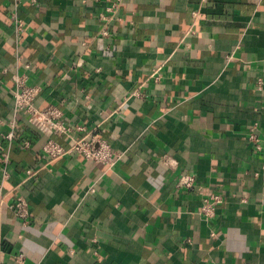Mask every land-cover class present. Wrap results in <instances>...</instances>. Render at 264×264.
Returning a JSON list of instances; mask_svg holds the SVG:
<instances>
[{
	"label": "crops",
	"instance_id": "0c3cea01",
	"mask_svg": "<svg viewBox=\"0 0 264 264\" xmlns=\"http://www.w3.org/2000/svg\"><path fill=\"white\" fill-rule=\"evenodd\" d=\"M113 2L0 0V70H15L21 52L43 88L37 105H58L88 129L102 116V137L121 156L112 168L78 156L44 168L19 189L27 223L10 194L0 264H17L20 252L23 264H264V0H123L105 55L99 15ZM14 12L27 23L20 45ZM0 117L15 118L8 89ZM17 119L18 137L1 142L5 193L44 164V136ZM184 174L192 189L176 187ZM212 193L224 203L206 219Z\"/></svg>",
	"mask_w": 264,
	"mask_h": 264
},
{
	"label": "built area",
	"instance_id": "2783aa9c",
	"mask_svg": "<svg viewBox=\"0 0 264 264\" xmlns=\"http://www.w3.org/2000/svg\"><path fill=\"white\" fill-rule=\"evenodd\" d=\"M33 2L35 3L36 0H33ZM122 2L123 0H114L106 8V11L99 15V19L102 22L101 38L107 43V47L104 50L105 55H111L114 52L115 43L111 24L118 20V13ZM12 19L15 24V39L18 45H20L27 28V23L17 12L12 13ZM16 56L17 63L15 70L12 71L8 68L0 70V92L5 89L9 90L13 99L15 114V118L12 121H6L0 117V128L3 129L0 133V150L2 149V140L13 143L18 137L20 129L17 117L21 116L45 138L42 148V160L44 164L39 169H28L25 180L10 192L5 193L4 183L11 178L9 154L5 151H0V164L4 166L2 180L0 181V205L5 203L6 198L10 194L14 193V202L9 205V209L18 218L23 220L24 223H27L31 214L30 203L19 189L23 184L30 182L36 185L39 173L44 168L68 156L82 157L86 161L103 164L112 168L118 163L121 156L110 142L102 137L101 127L105 121L102 116L98 125L88 129L85 125H76L67 121L63 109L58 105H49L47 107L38 106L37 100L43 88L30 83L32 63L25 60L21 52H17ZM232 58L230 56V60ZM79 66L80 64L74 63L71 69H76ZM161 69L160 67L154 69L149 77L156 82L160 81L162 77ZM99 71L100 69L97 72ZM6 77H10L11 87L7 85ZM64 78L69 79L70 77L69 75H65ZM137 95L139 96L140 93H137ZM249 138L256 145V148L260 150L261 142L255 129L252 130ZM60 140H63L65 144L60 142ZM18 146L20 149H30L32 142L22 140ZM195 182L196 179L193 175L184 174L178 178L176 187L192 189ZM223 203L224 198L222 195L212 193L203 197L200 213L206 219H211L216 215L218 207ZM14 258L17 264H23L26 256L20 252Z\"/></svg>",
	"mask_w": 264,
	"mask_h": 264
}]
</instances>
